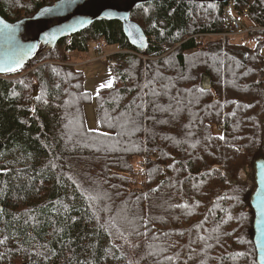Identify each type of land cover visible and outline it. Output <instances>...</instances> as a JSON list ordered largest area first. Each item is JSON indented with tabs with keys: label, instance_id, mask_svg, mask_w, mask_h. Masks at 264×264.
Returning a JSON list of instances; mask_svg holds the SVG:
<instances>
[{
	"label": "trees",
	"instance_id": "16d2710c",
	"mask_svg": "<svg viewBox=\"0 0 264 264\" xmlns=\"http://www.w3.org/2000/svg\"><path fill=\"white\" fill-rule=\"evenodd\" d=\"M55 1L0 0V16ZM230 2L253 22L252 41L222 42ZM230 2L139 5L129 19L143 50L102 19L0 75V264H258L264 0ZM100 43L144 57L118 54L112 86L92 94L72 63ZM92 104L98 130L86 121Z\"/></svg>",
	"mask_w": 264,
	"mask_h": 264
},
{
	"label": "water",
	"instance_id": "95a60500",
	"mask_svg": "<svg viewBox=\"0 0 264 264\" xmlns=\"http://www.w3.org/2000/svg\"><path fill=\"white\" fill-rule=\"evenodd\" d=\"M158 1L161 0H57L32 16L14 22L0 16V75L20 71L39 45L53 47L60 40L102 19L120 22L128 43L143 50L146 36L129 16L134 7ZM189 1L227 4L234 0ZM203 82L204 86L208 85L206 78L201 79ZM252 169L255 184L250 198L254 211L252 240L257 263L264 264V160L256 159Z\"/></svg>",
	"mask_w": 264,
	"mask_h": 264
},
{
	"label": "rangeland",
	"instance_id": "374dc122",
	"mask_svg": "<svg viewBox=\"0 0 264 264\" xmlns=\"http://www.w3.org/2000/svg\"><path fill=\"white\" fill-rule=\"evenodd\" d=\"M227 10L232 14V16L237 19L240 23L241 30L230 33L227 35V39L230 42H250L252 39L246 35V32H244L245 29L250 28L253 26V22L249 20V18L245 15H237L234 13L232 9V3L230 2L227 6ZM225 30L229 31L230 30V25L229 23H226L225 25ZM110 49H106V52H109ZM90 59L93 58V55L89 56ZM77 59V58H73ZM86 59V60H90ZM144 59V58H143ZM75 66L79 67L82 69L85 82H84V87L87 91H90L92 94L96 92L99 86L101 84H106L109 79H113L110 69L107 65H105L103 62L98 61V62H89V63H72ZM85 110V116H86V121L87 125L90 129H99V125L97 122V116H96V111L94 105H87L84 107Z\"/></svg>",
	"mask_w": 264,
	"mask_h": 264
},
{
	"label": "built area",
	"instance_id": "2783aa9c",
	"mask_svg": "<svg viewBox=\"0 0 264 264\" xmlns=\"http://www.w3.org/2000/svg\"><path fill=\"white\" fill-rule=\"evenodd\" d=\"M224 17L226 19V21L229 23L230 25V31L231 32H235L239 30V23L236 20H233L228 13H224ZM206 36H210V34H197L194 36L189 37V39H192L194 41H200L202 40L204 37ZM150 42L152 43L153 40L151 39ZM94 50L96 51V57L90 61V62H98L101 61L103 62L105 65L107 66H114L116 65V60H115V56L114 54H110V53H105V46L103 44H100L98 46H96L94 48ZM141 166H143V164L140 162L139 163Z\"/></svg>",
	"mask_w": 264,
	"mask_h": 264
},
{
	"label": "snow or ice",
	"instance_id": "6c2138e0",
	"mask_svg": "<svg viewBox=\"0 0 264 264\" xmlns=\"http://www.w3.org/2000/svg\"><path fill=\"white\" fill-rule=\"evenodd\" d=\"M113 84V81L111 79L108 80V82L106 84H101L99 87L101 89L103 88H110ZM221 139H223V137H221ZM0 243H3V241H0Z\"/></svg>",
	"mask_w": 264,
	"mask_h": 264
},
{
	"label": "crops",
	"instance_id": "0c3cea01",
	"mask_svg": "<svg viewBox=\"0 0 264 264\" xmlns=\"http://www.w3.org/2000/svg\"><path fill=\"white\" fill-rule=\"evenodd\" d=\"M79 56H80V55L75 54V53L72 54V57H73V58H78ZM261 56H262L263 59H264V48L261 50ZM84 61H86V60H82V61H79V62H78V60H77L76 62H75V61H74V62L77 63V64H79V63H82V62H84Z\"/></svg>",
	"mask_w": 264,
	"mask_h": 264
},
{
	"label": "bare ground",
	"instance_id": "6f19581e",
	"mask_svg": "<svg viewBox=\"0 0 264 264\" xmlns=\"http://www.w3.org/2000/svg\"><path fill=\"white\" fill-rule=\"evenodd\" d=\"M195 35H197V34H195ZM192 36H194V35H192ZM191 37V36H190Z\"/></svg>",
	"mask_w": 264,
	"mask_h": 264
}]
</instances>
